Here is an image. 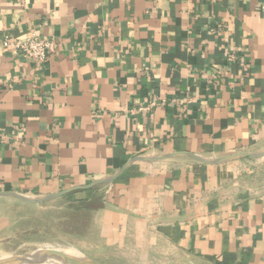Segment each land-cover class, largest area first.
Instances as JSON below:
<instances>
[{"label": "crops", "instance_id": "obj_1", "mask_svg": "<svg viewBox=\"0 0 264 264\" xmlns=\"http://www.w3.org/2000/svg\"><path fill=\"white\" fill-rule=\"evenodd\" d=\"M33 34L53 42L44 61L4 45ZM263 149L264 0H0V194L128 165L69 193L99 205L93 259L264 264V157L130 164ZM42 204L0 196V233Z\"/></svg>", "mask_w": 264, "mask_h": 264}, {"label": "rangeland", "instance_id": "obj_2", "mask_svg": "<svg viewBox=\"0 0 264 264\" xmlns=\"http://www.w3.org/2000/svg\"><path fill=\"white\" fill-rule=\"evenodd\" d=\"M85 200L67 194L40 207L14 212L11 222L15 224L5 223L0 233V256L54 246L75 249L89 257H104L99 253L98 242L92 239V212L99 205Z\"/></svg>", "mask_w": 264, "mask_h": 264}, {"label": "water", "instance_id": "obj_3", "mask_svg": "<svg viewBox=\"0 0 264 264\" xmlns=\"http://www.w3.org/2000/svg\"><path fill=\"white\" fill-rule=\"evenodd\" d=\"M180 156H187L191 157L197 161H200L205 164L209 165H220L224 164L233 160L242 159V158H262L264 157V149L260 151H246V152H240L235 153L232 155L219 157V158H210L205 157L202 155H197L194 153H172V154H157V155H150V156H139L134 158L131 162L136 161H145V162H157L162 161L166 159H171L175 157ZM128 165L120 169L118 172H116L114 175L95 181L89 185L83 186V187H77L70 190L62 191L59 193L46 195V196H27L20 193L15 192H8V193H2L0 196H9L16 198L20 201L30 203V204H42V203H48L55 199H58L62 196H65L76 189L83 188V189H91L94 188L100 184L105 183H112L114 182L121 174L122 172L127 168ZM0 264H105L100 261H97L89 256H85L83 254H70L67 253L59 248H49V247H41L35 250H32L25 254H19V255H13V254H7L0 256Z\"/></svg>", "mask_w": 264, "mask_h": 264}, {"label": "built area", "instance_id": "obj_4", "mask_svg": "<svg viewBox=\"0 0 264 264\" xmlns=\"http://www.w3.org/2000/svg\"><path fill=\"white\" fill-rule=\"evenodd\" d=\"M5 46L12 45L16 51L23 53L26 57L33 58L38 61H44L52 49L53 42L50 39L33 34L22 40L12 41L6 39Z\"/></svg>", "mask_w": 264, "mask_h": 264}, {"label": "bare ground", "instance_id": "obj_5", "mask_svg": "<svg viewBox=\"0 0 264 264\" xmlns=\"http://www.w3.org/2000/svg\"><path fill=\"white\" fill-rule=\"evenodd\" d=\"M45 247H49V248H58V247H54V246H45ZM67 253H70V254H80L77 250H73V249H62V248H59Z\"/></svg>", "mask_w": 264, "mask_h": 264}]
</instances>
